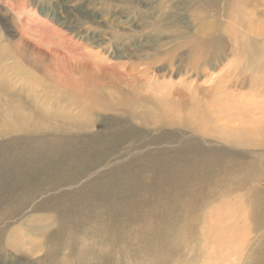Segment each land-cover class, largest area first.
I'll return each instance as SVG.
<instances>
[{
	"label": "bare ground",
	"instance_id": "obj_1",
	"mask_svg": "<svg viewBox=\"0 0 264 264\" xmlns=\"http://www.w3.org/2000/svg\"><path fill=\"white\" fill-rule=\"evenodd\" d=\"M188 1L185 5L187 10L194 8L190 17L197 21L203 30L202 38H191L188 44L191 47L193 45L197 48V52H200L198 57L201 62H199L200 69L207 70L205 73L202 70L200 75L196 76L198 81L194 79V82L186 86V90L174 92L170 83L163 86L155 84L153 94L160 100H157L159 99L157 97L154 100L151 92H147L149 95L145 94L144 99L153 104L159 102L158 105H161L166 104V101L174 96L185 97L188 92L189 101L193 102L189 109L182 113V116L173 117L165 126L164 122L157 123L156 126L163 127L155 128L153 131L156 133L165 129L171 134V127L174 126H182L189 131H196L199 127L202 140H212V132L203 127V122H211L210 127H212V119H214L223 126L220 127L222 129L217 126L214 131V140H223L221 142L223 148L219 150V154H212L211 147L201 146L193 140H185L184 144L175 149L166 150L167 147L163 146L146 159L143 156H140L143 158L140 159L138 152L134 151L138 147H134L135 149L127 154L129 156L127 159L119 156L113 161L107 160L112 153L105 150L98 151L101 147L97 145L101 143L95 137H101L102 144L106 140H123L122 136L129 126L121 115L131 122L153 126L154 116L166 120L168 114L158 116L155 110H151L148 116L140 115L135 110L136 107L133 108L128 104L132 103L133 99H137L138 94L125 90L122 87L124 82L122 84L120 82L124 90L119 83L113 84V79L109 76L117 73L107 59L97 58L100 53L95 56L92 54L85 56L84 61L95 62L75 64V68L79 69L77 74L70 73L62 81L55 79L56 87H46L45 91L52 94L56 101L58 94L63 90L64 100L74 108L83 107L88 110L94 120H97L101 114L105 115L103 126L112 129V132L109 131L106 136L94 134L77 139L78 143L83 142V145H86L82 150L86 151L87 156L94 154L96 158L103 157L104 161L87 163L82 159L84 163H81V169L73 171L69 166H65V159L75 156L71 149L66 151L62 149L58 153L56 151L59 146L64 145V140L58 135L46 139L45 149L40 156L26 157L24 159L26 164L22 169L24 172L18 180L24 181L27 188L30 183L36 182L38 175L50 178L44 181L50 183L49 189L62 185H67L69 188L59 194L53 191L52 193L55 194L44 196L40 202H34L31 208L33 215L28 217H24L28 204L14 206L9 213L11 216H5L11 222L15 219L12 226H9V223L4 225L0 221V264H15L7 262L13 257V253H20L23 259L22 263L17 264H35V262L38 264H151V262L153 264H264V165L259 160H247L245 156L251 153L253 148H259L262 152L264 150V24L258 25L259 20L264 19V12H256V8L251 5L252 0H223L222 5L219 0ZM221 6L222 12L224 10L226 13L222 14ZM221 15L227 16L226 25L221 18L219 19ZM14 20L17 21L15 17ZM235 20L241 30L240 33L231 36L232 39H228L225 45L219 46L223 41H221L222 37L218 32H213L235 31L236 27L233 25ZM156 23L159 27L172 30L167 39L166 49L170 54L166 56L175 54L178 60L177 67L186 65L189 60H185L183 54L185 34L181 31L183 29L181 19L177 20L174 15L161 16ZM0 26L3 30L20 32L17 30L19 25L15 22L10 24L3 19L0 21ZM247 32L249 34H246ZM242 35H245L244 38H239ZM19 36L20 41L26 40L23 34ZM157 42L160 45V40ZM22 45L24 48H31L25 46L23 42ZM143 45L147 47L148 44ZM33 49L43 53L44 57L49 56L39 47L34 46ZM227 55L241 56L242 69L257 73L260 78H255L254 87L247 93L248 102L243 105L234 104L240 106L239 110L232 107L211 109L222 117L214 116L211 111L201 113L207 108L196 109L195 102L206 104L203 100L204 95L215 102H221L228 97L227 90L230 86L228 78L238 69L236 67L231 66L218 78L213 77L211 81L215 84L210 83L211 89L204 87L208 77L211 76L208 70L213 69V66ZM152 58L149 61L151 65L145 63L141 69L138 68L141 63H131L129 75L136 76L133 81L144 82L146 85V83H155L150 78L153 80L160 77L156 74L152 77V74L148 73L151 68L149 66L156 68L155 64L167 60L158 58L156 53ZM173 66L169 64L160 68L173 72L175 68ZM189 68L195 71L199 69L198 66ZM99 69L101 72L98 75L96 73ZM10 71L18 70L12 64L5 62L0 53V80H3L0 85L3 87L0 88V108L11 107L13 112L27 121L14 106L15 95L4 90L8 89L6 79H9L7 73ZM119 75L124 76L125 81L129 76L122 70L118 72V77ZM206 75L208 76L206 82L199 83V80ZM183 81L186 82L187 78L185 77ZM92 83L96 89L89 90ZM113 87L118 88L119 95L117 91L104 92V88ZM135 87L136 84L134 89ZM200 95L203 96L199 98ZM251 96L259 99L254 105ZM85 98L87 101H83ZM225 103L227 106L233 104L231 100ZM26 104L27 102L23 101V105ZM249 115L253 120L246 118ZM76 120L78 124L82 122V119ZM24 127L38 133L50 131L55 126L33 125L29 128L28 124H25ZM57 131L61 134L72 133L70 129ZM165 135L155 137L154 140L156 143H161L162 139H166ZM5 141L0 148V165L17 155L12 141L9 139ZM149 144L146 153L151 151L152 147H157L151 141ZM82 150L78 153L84 158L85 153ZM168 154H171V157L167 158L169 161L167 163L164 155ZM39 157L43 160L40 168L30 169V165ZM55 157L58 160L63 157L62 162H57ZM146 160L148 163H145ZM46 166L50 168L43 171ZM16 178L11 182L19 183ZM42 188L43 185L29 191L24 199L29 201L36 199L44 190ZM212 193L218 194L214 202L218 203L219 208L233 203L228 209L229 212H233V216L227 213L215 215L210 213L206 216L200 211L205 207L204 202L211 200ZM192 207L201 212L198 221H196L197 215L191 212ZM208 217L210 220L213 218L216 223H221L215 226V235L212 232L209 236L204 234ZM193 223L197 225L196 230L190 226ZM6 232H9L10 236L13 234L12 242L8 240L3 242ZM139 239L142 244H138ZM151 241L158 242L159 254L155 252L150 255L147 247L151 245L146 244ZM20 245L24 249L19 250ZM201 252L205 254V259L200 257L201 254L203 255Z\"/></svg>",
	"mask_w": 264,
	"mask_h": 264
},
{
	"label": "rangeland",
	"instance_id": "obj_2",
	"mask_svg": "<svg viewBox=\"0 0 264 264\" xmlns=\"http://www.w3.org/2000/svg\"><path fill=\"white\" fill-rule=\"evenodd\" d=\"M188 2V0H0V21L5 19L10 24L15 22V24L19 25V28H17L18 32L20 31L19 33H14L11 29L3 30L0 26V45H2L0 46V51H3L0 53L5 62L12 64L15 69L18 70L17 72L10 71L7 73V77L9 78L8 80L6 79L8 89L4 90L15 95V100L13 102L16 110L27 119V121H24L19 114L12 111L11 107L4 106L5 108H0V148L2 147L1 144L4 145L6 142L5 140L9 139L12 141L13 148L17 152L15 157L7 159L5 164L0 165V221L4 225L9 223L8 225L12 226L14 224L15 219L12 223L11 220L5 218V216H11L9 213L14 206L28 204L24 214V217H28L29 215H33L31 208L34 202H40L44 196L55 194L52 193L53 191L59 194L66 189L68 190L69 187L67 185L56 186L49 189L50 183H44V181H48L50 178L43 175H38L36 182L34 184L30 183L29 188L25 186L24 181L20 182V180H18V177L22 176L21 173L24 172V170H22L26 164L24 163V159L26 157L32 158L40 156L45 149L46 139L50 136L56 137V135H58L64 140V145L62 144L56 149L57 153L62 149L65 151L71 149L72 153L75 155L73 158L65 159V166H69L73 171L80 170L82 167L81 163L84 162L104 161V159H102L103 157L96 158L94 154L91 155L92 157L87 156L86 151L82 150L86 145H83V142L78 143L77 139L92 136L94 134H97V136H106L108 133L112 132V129L103 126L105 124V115L101 114L97 117V120H94L92 113L88 110L83 107L74 108L73 105L64 100L63 90L58 94L56 101L52 97V94L45 91L46 87H56L57 84L54 81L55 79H57V81H62V79L70 73L77 74L79 69L75 68V64H79L80 62H95L83 60L85 56L89 54L95 56L97 53H100L97 58L107 59V62L113 66L117 75L113 73L110 74L109 77H112L114 85L119 83L121 87V84L124 82L122 87L125 90L138 94V98L133 99V102L128 104L133 108L136 107L135 110L140 115L148 116L151 110H155L158 116L168 114L167 117L169 119L161 120L154 116V125L146 126L145 124L135 123V121L131 122L125 116L121 115V118L125 120L129 126L122 136L123 140H106L104 144H102L101 137H95L101 143V145H97L101 147L98 151L105 150L112 153L107 160L113 161L119 156L127 159L129 157L127 154L135 149L134 147H138L134 150L138 152V156H143L146 159L152 152L163 146L167 147L166 150L175 149L181 144H184L185 140H193L201 146L211 147L212 154H219V150L223 148V144L221 143L223 140H214V131L218 127L222 129L223 126L218 124L214 119H212V127H210L211 122H203V127L212 132V140H202L200 136L202 133L199 127H197L196 131H189L182 126H174L171 127V134L169 131H165V129L156 133L153 131L155 128L163 127L161 125L156 126L157 123L164 122L165 126L173 117L177 116L178 118V116H182V113H185L189 109L188 107L193 102L189 101L188 92L185 97L174 96L171 100L166 101V104L163 103L161 105H158L159 102H154L153 104L144 99L145 94L151 92L155 100V97H157L153 94V85L155 84L163 86L170 83L173 86L174 92L186 90V86L191 82L195 80L198 81L196 76L200 75L202 70L204 73L207 70L200 69L199 64L201 62L199 60L200 58H198L200 52H197V48L193 47V45L191 47L188 44L191 38L200 39L203 34V30L199 27L198 22L190 17L191 13L193 14L192 11L194 8L193 10H187V6L185 5H187ZM252 2L251 5L256 8V12H264V0H252ZM219 3L222 5L223 0H219ZM258 8L260 10H258ZM220 11L222 12V6ZM221 12H219V14ZM223 13L226 12L223 10L222 14ZM169 15L176 16L177 20L181 19V24L183 26L181 31L185 34L183 54L185 55V60L189 61L186 65L184 64L181 67H177L178 60L175 54H172L173 56H166L170 54L166 49L167 39L170 37L169 34L172 30L159 27L158 23H156L161 16L167 17ZM14 17L17 21L14 20ZM220 18L226 25L227 16L221 15L219 16V19ZM261 20H259L258 25H260L259 23L264 24V19ZM233 25L236 27V30L233 31L231 29L233 31H230L231 33L229 30L223 31V33L222 31L213 32H218L219 36L222 37L221 41H223L220 42L219 46L225 45L228 39H232L230 38L231 36L240 33L241 30L238 28L236 20ZM244 31L245 30H243V32ZM161 32L164 33L161 34ZM19 34H23L26 40L20 41ZM246 34H249V32ZM244 36L245 35H242L239 38H244ZM157 40H160L161 47ZM22 42L25 46L31 48H24ZM145 43L148 44L147 47H144L143 44ZM33 45L39 47L42 52L49 54V56L44 57L43 53L33 49ZM154 53L157 54L158 58L167 60L161 62V64H155L154 66L156 68L149 66L151 68H149L148 73L150 75L152 74V77L154 74L160 77L153 80L150 78V80L155 83L149 84L145 82L146 85L144 82L140 83V81H138L136 83L133 81L136 76L129 75V69L132 68L131 63H141L138 65V68L141 69L144 67L145 63H150L149 61L153 59ZM178 54L179 52L176 53V56ZM240 62L241 56L227 55L217 63L216 66H213V69L208 70V74L211 76L207 75L211 77V79L209 80V77L206 75L205 78L199 80V83L206 82L208 77V83L206 82L207 85L205 84L204 87H209L211 89L212 84H215L211 81L213 77L218 78L221 73L227 71L231 66L238 68L236 71H233L228 78L230 86L227 90L228 97L226 99L221 102H215L211 101L208 96L200 95L198 97L200 98L203 96V100H205L206 104L195 102L196 109L198 107H200V109L207 108V110L201 111V113L205 114L208 111L213 112L211 109L218 107H232L238 109V107H240L238 105H243L248 102L246 98L248 96L247 93L254 87L255 78H260V75L254 72L251 73L248 70H243V65ZM169 64L174 65L173 67L175 68L173 72L166 68H160L168 66ZM121 65L125 67H120ZM193 66H198V71L189 68ZM121 70L127 74V76L129 75L128 77L131 76V78L126 77L128 80H126L127 82L123 80L124 76L119 75L122 79L118 77V72ZM100 72L99 69V72L96 74L99 75ZM92 74H95V72H92ZM138 75L140 76V74ZM185 77L187 78L186 82L183 81ZM2 83L3 80H0V85ZM135 84L136 87L134 89ZM116 86H118V84ZM0 88L3 89L2 86H0ZM113 88H104V92L115 93L118 88ZM92 89H96L93 83L89 90ZM116 93L118 95L120 94L118 91ZM157 100H160V98ZM227 100H231L233 104L227 106L225 103ZM251 100L254 105L259 99L251 96ZM23 101H26L27 104L23 105ZM83 101H87V99L85 98ZM92 109L95 111L94 107H92ZM213 114L216 117H222L220 114L214 112ZM246 118L253 120L251 115ZM76 119H82V122L78 124ZM25 124H28L29 128L33 125H51L55 127L50 131H41L37 133L30 129H26L24 127ZM60 129H70L72 133L61 134L59 133L60 131H57ZM162 134H166V139H162L161 143H156L154 140L155 137L158 138ZM73 140H75L74 143ZM149 141L153 142V145L157 147H152V150L146 153L147 151L145 150L150 145ZM177 141L180 144L177 143ZM81 150L85 153L84 158L82 154L78 153ZM245 156L247 160H259L262 165H264V150L262 152L259 148H253L251 153L245 154ZM164 157L168 163L169 161L167 158H170L171 154L164 155ZM62 158L58 160L55 157L57 162H62ZM82 159H84V162ZM140 159L143 158L140 157ZM42 163L43 160L39 157L29 168L33 169L34 167L39 169ZM145 163H148V161L146 160ZM49 168L50 166H46L43 171H47ZM15 178L19 183L15 181L11 182ZM42 185L44 190L42 188L43 191L39 193L36 199L31 201L24 199V196L27 195L29 191L42 187ZM210 195L212 198L209 202H204L205 207H202L200 210L202 213L206 216L210 213L213 215L227 213L233 216V212L228 211L229 206L233 205V203L227 204V207L219 208L218 203L214 202L218 194L212 193ZM191 212L197 215L196 221H198L201 212H198L197 208L193 207L191 208ZM219 225H221L220 222L216 223L213 221V218L210 220L208 217L206 228L202 225L205 230L204 234L209 236L212 232L215 235V226ZM190 226L196 230L197 225L195 223ZM11 236H13V234H11ZM11 236L9 232H6L3 237V242L7 240L12 242L13 238ZM167 238L169 239V237ZM138 244H142L140 239L138 240ZM146 245H151L147 247L150 251V255H153L155 252L159 254L158 242L152 243L151 241ZM22 249H24V247L20 245L19 250ZM12 256L13 257L7 260L8 263L17 264L23 262L20 253H13ZM200 257L205 259V254H201ZM7 258L6 256V259ZM35 264L38 263L35 262ZM151 264H153V262H151Z\"/></svg>",
	"mask_w": 264,
	"mask_h": 264
}]
</instances>
